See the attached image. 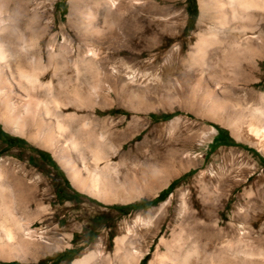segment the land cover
<instances>
[{
    "label": "rangeland",
    "instance_id": "374dc122",
    "mask_svg": "<svg viewBox=\"0 0 264 264\" xmlns=\"http://www.w3.org/2000/svg\"><path fill=\"white\" fill-rule=\"evenodd\" d=\"M0 17L15 20L21 45L38 46L43 63H49L48 47L62 51L54 64L68 66L56 81H72L70 86L73 63L86 49L117 48L108 31L141 26L157 41L129 63L135 73L113 83L105 110L90 113L98 132L107 125L129 126L127 137L104 135L99 166L119 170L101 171L113 185L102 198L74 182L73 166L82 162L60 156L59 143L16 133L0 115L2 183L14 178L8 185L17 195L23 187L35 198L29 213L13 199L2 214L33 234L15 251L17 259L0 255V264H74L89 252L95 256L88 264H107L125 249L143 254L140 264H172L173 254L195 246L201 226L217 232L216 222L235 238L244 229L264 248V154L239 136L250 111L264 107V63L249 79L224 71L220 57L209 58L216 74L191 61L194 33L204 25L200 0H0ZM103 58L94 69L80 65L84 89H101L102 70L115 62ZM85 161L95 164L89 156ZM216 246L210 251L219 252Z\"/></svg>",
    "mask_w": 264,
    "mask_h": 264
},
{
    "label": "bare ground",
    "instance_id": "6f19581e",
    "mask_svg": "<svg viewBox=\"0 0 264 264\" xmlns=\"http://www.w3.org/2000/svg\"><path fill=\"white\" fill-rule=\"evenodd\" d=\"M200 4L204 25L199 24L194 33L196 41L193 42L188 54L190 60H200L201 65L209 66L211 74H216L215 65H210L212 61L209 58L220 57L226 63L224 71L244 75L249 79L254 78L264 63V0H200ZM36 17L37 15L34 16L35 19ZM18 31L14 19L0 17V115L5 119V125L11 126L14 132L29 139L40 135L42 142L59 143L57 152L60 156L71 158L76 164L77 160L82 162L79 167L73 166L74 182L89 185L91 194L102 198L113 185L101 171L119 170V166L113 167L109 163L99 166V162L104 160L102 157L103 142L106 138L104 135L127 137L129 126L121 130L120 125H107L102 132H98L99 124L94 118H90V113L98 114L105 110V101L109 98L107 93L111 92L114 82L119 78L121 80L123 75L130 76L135 73L129 63L135 56L142 55L145 49L151 50V47L157 44L155 39L154 41L151 39V29L121 26L120 29L108 31L106 35L117 41V48L102 51L86 49L80 55L81 58L78 57L79 61L73 63L76 72L75 86H70L72 81L66 83L56 81L63 68L68 66L66 62L61 67L54 64V59L58 58L62 51L57 52L53 47H48L49 63L45 64L38 46L21 45L22 38ZM103 31L104 29H100L98 33L101 34ZM103 33L105 34V31ZM162 36L165 38V35ZM61 47L63 50L68 46L64 44ZM28 48L34 50L32 56L28 55ZM103 57L110 61L115 59V62L110 63L108 69L102 67L107 70H102L104 81L101 89H84V84L80 81V65L94 69L99 64L103 65L102 62L105 60ZM119 58L123 60L116 62ZM120 94L121 92L118 95ZM83 109L87 113L81 114ZM71 121L78 126L76 130L69 126L68 122ZM25 130L28 131V135L25 134ZM239 133L242 140L256 145L264 154V107L253 108L250 111L249 121ZM86 156L95 161L93 166L86 163ZM79 170L87 172V177L79 178ZM2 180L0 174V255H9L6 260L13 261L17 259L15 256L17 248L27 242L33 233L28 228L24 230L23 223L18 219L2 218V214L7 211V206L13 199L21 200L20 205H25V210L29 213L30 205L35 198L32 195L33 190L25 188L23 190L21 187L22 191H19L21 195H17L8 185L12 180H8L6 184L2 183ZM242 211V208L238 209V213ZM238 213L237 220L240 218ZM235 224L237 225L235 221L231 222L232 229ZM212 227L201 226L195 246L185 253L173 254L168 260H172L174 264H264L262 240L253 238L244 229H241L235 238L230 234L231 230L229 231L228 227H220L217 222L214 225L217 232H214ZM212 244L219 245L216 246L219 252L210 251ZM181 248L180 251L184 250ZM130 251L118 250L107 264H140L143 254ZM94 256V253L89 252L74 264H88L92 262ZM98 256L102 258L103 254L98 253ZM164 257L167 258V253Z\"/></svg>",
    "mask_w": 264,
    "mask_h": 264
}]
</instances>
